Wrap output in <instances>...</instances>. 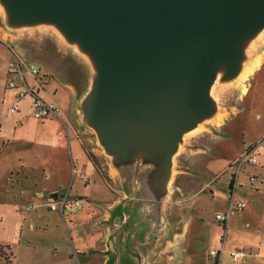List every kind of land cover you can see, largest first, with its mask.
Returning a JSON list of instances; mask_svg holds the SVG:
<instances>
[{
	"label": "crops",
	"instance_id": "0c3cea01",
	"mask_svg": "<svg viewBox=\"0 0 264 264\" xmlns=\"http://www.w3.org/2000/svg\"><path fill=\"white\" fill-rule=\"evenodd\" d=\"M0 53V103L6 105L5 118L0 119V154L12 155L8 165L11 183L19 186L30 180L27 199L20 207L32 205L23 214L19 208L20 222L15 224L14 235L1 241L11 252L8 264H264V205H259V196H264V143L253 151L256 164H245L236 174V166L231 163L264 133V106L250 96L252 83L263 65L246 81L247 91L242 94V108L237 115L215 124L219 133L210 139L208 153L193 150L190 154L185 147L177 150L176 168L179 162L182 166L176 170L177 175L191 182V191L185 203L176 207L179 201L172 202L168 196L155 200L139 195L142 187L136 179L128 180L127 174L115 167L112 171L119 181L116 193L109 188L85 152L84 144L90 141L89 127L79 110L77 90L70 84L65 88L55 81L50 97L58 94L54 101L62 114L32 120L29 125L39 133L31 137L19 114L23 108L31 111L32 98L17 102V110L9 112L17 93L5 85L12 53L2 42ZM39 68L38 79L29 76L28 82L41 98L48 100L45 86L53 76L44 77L47 72ZM15 113L17 117L8 122L7 115ZM24 135L29 136L27 143L22 141ZM182 158L185 161L181 162ZM186 165L196 166L198 174L191 177ZM89 175L92 179H88ZM211 186H219L225 198L215 215L225 212L231 199L247 203L228 218L224 230L215 216L211 225L202 224L203 219L201 223L193 220L200 212L195 206L198 196L207 192L213 197L218 193ZM64 200L67 205L62 204ZM75 200L80 201L79 207L69 210ZM255 215L258 221L252 219L254 223L249 225L247 220ZM221 246L223 252L211 254ZM235 249L245 251L238 261L230 256Z\"/></svg>",
	"mask_w": 264,
	"mask_h": 264
},
{
	"label": "water",
	"instance_id": "95a60500",
	"mask_svg": "<svg viewBox=\"0 0 264 264\" xmlns=\"http://www.w3.org/2000/svg\"><path fill=\"white\" fill-rule=\"evenodd\" d=\"M0 3L11 25L53 24L91 60L83 120L113 166L155 200L167 195L184 134L215 113L218 72L236 78L247 41L264 26V0Z\"/></svg>",
	"mask_w": 264,
	"mask_h": 264
},
{
	"label": "rangeland",
	"instance_id": "374dc122",
	"mask_svg": "<svg viewBox=\"0 0 264 264\" xmlns=\"http://www.w3.org/2000/svg\"><path fill=\"white\" fill-rule=\"evenodd\" d=\"M0 34L2 36L0 37V42H2L11 51V53L20 56L23 60L29 59L28 61L37 64L41 67L42 71L47 72L46 75L48 77L53 76V80L49 81L45 86V94L49 96V99L56 100V98L58 97V94H53V97H50V94L52 95L53 93L52 89L55 81L61 82L63 85H65V88H68V84L74 86L75 90H77L76 97L78 100H81L86 96V93L90 89V86L96 76L93 64L91 60H89V58L81 51L79 46L76 43H73L70 39H67L53 24L33 23L23 24L20 26L11 25L7 19L5 10L0 3ZM259 37L260 34L255 35L253 38L247 41L244 47L245 58L243 60L242 69L246 67L254 57L262 56L263 61L261 60L260 64L255 70L260 69L262 65L263 67L262 70L258 71L255 76L256 80L252 83L254 88L250 90V96L252 94V96L255 97V99L257 100L256 104L261 103L262 106H264V36L262 38ZM17 50L21 51L20 54L18 53L19 51L17 52ZM1 57L2 56L0 53V62ZM31 59H36V62ZM49 72H51L52 74H49ZM222 73L223 70H220L218 72V78L215 82H213L210 90V96L216 104L214 115L209 118L203 119L197 125L196 130L192 131L189 134H184L183 142H181V145H179L178 148L179 151H182V147H185V150L187 148L190 154H192L193 150H196L197 153H204V150H206V153H208L209 151L207 150V147L210 144V139L216 138L213 136V134H216L218 132L214 128L215 124L237 115V110L242 108L244 96L242 97V93L240 91L242 86H240L241 84L239 85L237 81L240 75H238L235 79L225 81L221 80ZM244 84L246 85V89L243 94H245L247 91L246 82ZM0 90L2 91L1 78ZM47 91H49L50 93H48ZM27 100L28 99H26V101ZM80 108L81 105H79V110ZM5 110L6 105H1L0 103V119L5 118ZM262 110L264 111V107ZM19 115L20 117H24V129L28 130V132L31 133L30 136H37L39 133L38 129L32 124L29 125V123L32 122V120L38 119H36L31 114L30 109L27 110V108H23V110L20 111ZM219 115L222 117V119L220 121H217L216 118ZM16 117V113L7 115L8 122L11 123L13 121V118ZM215 120L217 122H215ZM259 129L260 125L258 126L257 130ZM88 135L90 137V141H88L87 144H84L85 152L88 154V157L90 158L93 166L99 172L100 176L104 179L105 183L108 184L109 188L114 193H116V188L119 184V181L116 173L112 171L114 167L112 164V158L110 155L105 153L103 147L97 139L95 131L91 127H89ZM28 138V135H24L22 141L24 143H27L28 141H30L28 140ZM263 143L264 133L253 143L255 145L257 144L254 150ZM179 151L173 157V170L171 172L166 195L170 198V200H172V202L173 200L179 201L178 203L174 204L176 207H178L180 202H182V204L185 203V201L187 200L186 197L189 196V191H191V182L185 180L183 176L177 175L176 170L182 168V166H180V162L179 167L177 166L178 168H176L177 164L174 161V158L178 155ZM7 152H10V150H7ZM240 154L231 161L233 165L234 161L240 156ZM183 161L185 160L182 158L181 162ZM11 162V154H0V264H8V261L10 259L9 257L11 256V252L6 248L5 245H2V242L10 240L14 235L13 232L16 231L15 224L20 222V217L17 213L19 212L18 210H20L19 208H21V202L27 199L29 189L28 183L30 182V180H26L29 181L27 182V184L23 183L22 185L17 186L15 183H11L9 181L10 175L8 165L11 164ZM186 170L189 172L188 174L191 177H195L198 174L196 172V166L186 165ZM131 174H129L128 180H130ZM13 177L14 176H12V181L14 179ZM91 177L92 176L89 175L88 179H92ZM83 184L85 183L83 182ZM212 188L218 190V193L215 192L213 197L208 195L209 193L206 192L200 194L195 200V206L200 210V212H198V217L196 219L193 218L194 223H201V220L203 219L202 224H214L215 213L221 211V207L225 199L223 193L224 191H222L219 186H214ZM74 189L75 186H72V193ZM19 191H22V194ZM143 193L145 194L144 190H142V192H139V195H143ZM236 193L238 194V192ZM152 195L154 196L153 193ZM260 198L261 200L259 205H264V196H259V199ZM65 205L67 204L65 203ZM170 206H172V204H170ZM24 208L25 206L22 207L20 211H22ZM245 214L246 213L243 212L244 219H247ZM234 215H236V213L231 214L230 218H232ZM252 219L258 221L256 215L250 217V219L247 220L249 221V225L250 222L254 223ZM221 226L222 225H220V227ZM124 263H126V261Z\"/></svg>",
	"mask_w": 264,
	"mask_h": 264
},
{
	"label": "built area",
	"instance_id": "2783aa9c",
	"mask_svg": "<svg viewBox=\"0 0 264 264\" xmlns=\"http://www.w3.org/2000/svg\"><path fill=\"white\" fill-rule=\"evenodd\" d=\"M7 66L8 67L5 85L9 89H15L17 91L16 100L9 107L10 113H13L17 110V102L30 97L32 98L31 114L35 118L44 119L61 116L62 110L60 106L54 100H46L41 98L38 93L34 90V87H32L28 82L29 76L35 78V80L38 79V76L40 75V68L37 64L23 60L12 53ZM256 146L257 144H252L251 146H248L234 161V165L236 166V174L243 167V165L256 164V156L252 154ZM262 182H264V179L262 180ZM65 203L66 202L64 200L62 204L65 205ZM79 204L80 201L75 200L70 206L69 210H74L75 208H78ZM31 207V205L25 206V208L20 212V214H23L25 210L31 209ZM245 207L246 203L244 201L235 202L231 199L227 210L225 212L217 213L215 215V219L218 224L222 225V230H224V228L226 227L228 218L231 216V214L235 213L236 211H240ZM218 252H223L222 246L218 249V251H211V254H216ZM244 254L245 251L243 249H235L230 251V256L233 261H238L242 256H244Z\"/></svg>",
	"mask_w": 264,
	"mask_h": 264
},
{
	"label": "bare ground",
	"instance_id": "6f19581e",
	"mask_svg": "<svg viewBox=\"0 0 264 264\" xmlns=\"http://www.w3.org/2000/svg\"><path fill=\"white\" fill-rule=\"evenodd\" d=\"M259 34H260V37L259 38H262L264 36V26L261 29V31H260ZM261 60H262V56L254 57L251 60V62L246 67H244L243 72H242V74L240 75V77L238 79L239 85L241 84L240 86H242V88H241L242 94L244 93V91L246 89V85L244 83L246 82V80L248 79V77L252 74V72L258 67V65L260 64ZM221 118L222 117L219 115V116H217L216 119H219L220 120ZM215 122H217V121L215 120ZM218 123H220V122H218ZM196 129H197V127L194 128V129H192V130H190L187 133L189 134V133H191L192 131H194Z\"/></svg>",
	"mask_w": 264,
	"mask_h": 264
},
{
	"label": "trees",
	"instance_id": "16d2710c",
	"mask_svg": "<svg viewBox=\"0 0 264 264\" xmlns=\"http://www.w3.org/2000/svg\"><path fill=\"white\" fill-rule=\"evenodd\" d=\"M44 77H48L46 74L43 75Z\"/></svg>",
	"mask_w": 264,
	"mask_h": 264
}]
</instances>
